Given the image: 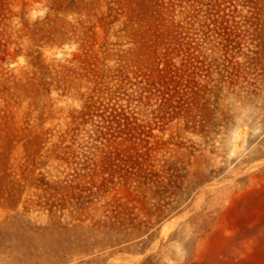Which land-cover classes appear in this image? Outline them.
Returning a JSON list of instances; mask_svg holds the SVG:
<instances>
[{"label":"rangeland","instance_id":"obj_1","mask_svg":"<svg viewBox=\"0 0 264 264\" xmlns=\"http://www.w3.org/2000/svg\"><path fill=\"white\" fill-rule=\"evenodd\" d=\"M0 264H264V0H0Z\"/></svg>","mask_w":264,"mask_h":264}]
</instances>
